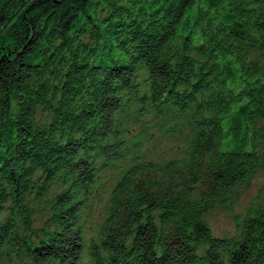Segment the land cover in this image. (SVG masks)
Masks as SVG:
<instances>
[{
    "label": "trees",
    "instance_id": "trees-1",
    "mask_svg": "<svg viewBox=\"0 0 264 264\" xmlns=\"http://www.w3.org/2000/svg\"><path fill=\"white\" fill-rule=\"evenodd\" d=\"M262 173L264 0H0V264H264Z\"/></svg>",
    "mask_w": 264,
    "mask_h": 264
},
{
    "label": "rangeland",
    "instance_id": "rangeland-1",
    "mask_svg": "<svg viewBox=\"0 0 264 264\" xmlns=\"http://www.w3.org/2000/svg\"><path fill=\"white\" fill-rule=\"evenodd\" d=\"M179 139H176V144L178 143ZM170 146V143H165V147ZM171 154L174 153V145L171 143ZM115 167V166H114ZM116 170V167H115ZM108 169L103 171V174L107 177L108 180L114 177L113 173L107 175ZM111 183V181L104 183V186H107ZM260 190H264V173L256 175L251 182L243 187L240 190L239 197L234 203L231 208H223L218 206L210 211L206 216V221L210 226L212 232L216 236H223V235H232L236 233L237 226L241 222L243 215L246 212V208L250 205V202L256 197ZM102 195V192L98 194L97 198L91 203L90 216L86 217L85 212H83V221L85 225V245L88 242V239L94 234V227L96 220L98 218L97 212L99 214L103 212V203L105 201ZM85 253V252H84Z\"/></svg>",
    "mask_w": 264,
    "mask_h": 264
}]
</instances>
